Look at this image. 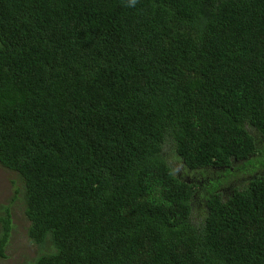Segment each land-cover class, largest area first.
Masks as SVG:
<instances>
[{
  "label": "trees",
  "instance_id": "trees-1",
  "mask_svg": "<svg viewBox=\"0 0 264 264\" xmlns=\"http://www.w3.org/2000/svg\"><path fill=\"white\" fill-rule=\"evenodd\" d=\"M259 142L264 0H0V166L37 264H264V173L197 225L169 160L230 173Z\"/></svg>",
  "mask_w": 264,
  "mask_h": 264
},
{
  "label": "rangeland",
  "instance_id": "rangeland-1",
  "mask_svg": "<svg viewBox=\"0 0 264 264\" xmlns=\"http://www.w3.org/2000/svg\"><path fill=\"white\" fill-rule=\"evenodd\" d=\"M259 152L250 159L254 161L253 166L245 167V161L227 170H210L206 174L192 172L176 154L171 153L169 160L171 166L178 177L194 180L197 184V192L193 199V221L197 225L202 222L199 218L208 215V197L211 191L218 192L224 199H228L230 188H244V184L250 180V175L256 176L264 173V167L260 164V158L264 157L262 149L264 145L259 142ZM244 168V169H242ZM245 179V180H244ZM26 196L22 178L2 166H0V214L2 207H8L12 212V225L14 230L11 233L9 243L6 247V257L0 259V264H37L38 258L48 251H52L51 245H36L29 237L30 221L26 216Z\"/></svg>",
  "mask_w": 264,
  "mask_h": 264
},
{
  "label": "clouds",
  "instance_id": "clouds-1",
  "mask_svg": "<svg viewBox=\"0 0 264 264\" xmlns=\"http://www.w3.org/2000/svg\"><path fill=\"white\" fill-rule=\"evenodd\" d=\"M133 3H134V0H133Z\"/></svg>",
  "mask_w": 264,
  "mask_h": 264
}]
</instances>
